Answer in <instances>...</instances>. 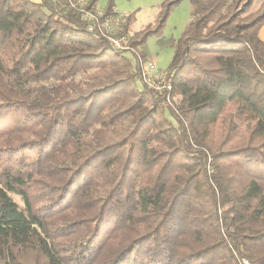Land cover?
Returning a JSON list of instances; mask_svg holds the SVG:
<instances>
[{"label":"trees","instance_id":"1","mask_svg":"<svg viewBox=\"0 0 264 264\" xmlns=\"http://www.w3.org/2000/svg\"><path fill=\"white\" fill-rule=\"evenodd\" d=\"M181 1L128 52L67 0H0V264H264V0H189L165 42ZM151 36L172 106L142 81Z\"/></svg>","mask_w":264,"mask_h":264},{"label":"rangeland","instance_id":"2","mask_svg":"<svg viewBox=\"0 0 264 264\" xmlns=\"http://www.w3.org/2000/svg\"><path fill=\"white\" fill-rule=\"evenodd\" d=\"M164 1L165 0H96L95 7L97 10L102 11L111 4L119 14L123 16L133 15V22L130 25L129 34H124L129 38L130 35L138 33L147 25L154 24L158 7ZM262 1L263 0H254L252 10H256ZM190 11L189 0H182L172 9L163 29V41L176 42L182 36L190 19ZM123 25H125V23ZM173 51V47L170 45L164 44L161 46L157 43V38L153 36L149 37L146 42L148 59L144 63L143 68L147 62H151L156 66L157 70L167 71L173 56ZM126 54L129 56L128 53ZM101 77V73L87 72L77 75L75 80L82 82ZM12 197L14 200L18 201L17 197L13 195ZM241 263L244 264L243 262Z\"/></svg>","mask_w":264,"mask_h":264},{"label":"built area","instance_id":"3","mask_svg":"<svg viewBox=\"0 0 264 264\" xmlns=\"http://www.w3.org/2000/svg\"><path fill=\"white\" fill-rule=\"evenodd\" d=\"M67 1L71 3L72 7L76 6L80 10H83L81 20L85 23L88 31H97V33L107 41L110 47L116 51H127L129 49L128 37L122 33L125 16L117 12L116 15H109L101 18L102 11L97 10L96 7L93 11L84 9L87 1ZM72 1H75V3ZM141 76L143 83L148 89L154 92H163L166 104L172 106L170 97L173 74L171 72L157 70L153 63L147 62L145 67L142 68ZM242 262L244 264H250L246 260Z\"/></svg>","mask_w":264,"mask_h":264},{"label":"crops","instance_id":"4","mask_svg":"<svg viewBox=\"0 0 264 264\" xmlns=\"http://www.w3.org/2000/svg\"><path fill=\"white\" fill-rule=\"evenodd\" d=\"M31 1L36 2V3L39 2V0H31ZM259 36H260V39H261L262 41H264V25H263L262 28L260 29Z\"/></svg>","mask_w":264,"mask_h":264}]
</instances>
